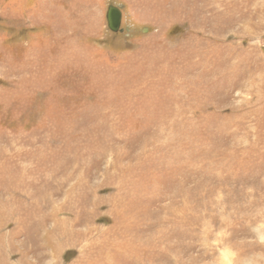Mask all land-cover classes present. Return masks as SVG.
I'll list each match as a JSON object with an SVG mask.
<instances>
[{
    "label": "rangeland",
    "instance_id": "374dc122",
    "mask_svg": "<svg viewBox=\"0 0 264 264\" xmlns=\"http://www.w3.org/2000/svg\"><path fill=\"white\" fill-rule=\"evenodd\" d=\"M221 256L264 264V0H0V264Z\"/></svg>",
    "mask_w": 264,
    "mask_h": 264
},
{
    "label": "water",
    "instance_id": "95a60500",
    "mask_svg": "<svg viewBox=\"0 0 264 264\" xmlns=\"http://www.w3.org/2000/svg\"><path fill=\"white\" fill-rule=\"evenodd\" d=\"M114 15H117L118 16V12L116 10H110L109 19L111 20V23H112V17Z\"/></svg>",
    "mask_w": 264,
    "mask_h": 264
},
{
    "label": "clouds",
    "instance_id": "9594fccd",
    "mask_svg": "<svg viewBox=\"0 0 264 264\" xmlns=\"http://www.w3.org/2000/svg\"><path fill=\"white\" fill-rule=\"evenodd\" d=\"M231 255H234V253H232ZM218 264H225V259L223 256H221L218 260Z\"/></svg>",
    "mask_w": 264,
    "mask_h": 264
}]
</instances>
